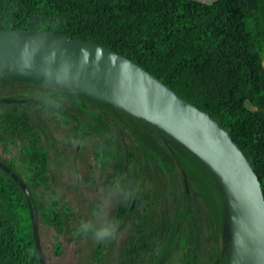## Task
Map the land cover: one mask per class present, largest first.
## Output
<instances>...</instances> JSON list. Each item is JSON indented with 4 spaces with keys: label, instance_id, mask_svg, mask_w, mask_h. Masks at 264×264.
<instances>
[{
    "label": "trees",
    "instance_id": "obj_1",
    "mask_svg": "<svg viewBox=\"0 0 264 264\" xmlns=\"http://www.w3.org/2000/svg\"><path fill=\"white\" fill-rule=\"evenodd\" d=\"M0 30L63 33L141 65L227 129L264 198V0H0ZM169 136L80 90L0 73V161L30 192L44 264H109L111 252L115 264H228L220 180ZM123 211L127 235L97 240L102 223L120 229ZM0 264H39L25 194L2 168Z\"/></svg>",
    "mask_w": 264,
    "mask_h": 264
},
{
    "label": "water",
    "instance_id": "obj_2",
    "mask_svg": "<svg viewBox=\"0 0 264 264\" xmlns=\"http://www.w3.org/2000/svg\"><path fill=\"white\" fill-rule=\"evenodd\" d=\"M71 87L111 102L196 154L218 177L231 207L228 264H264V198L261 181L242 150L209 113L179 96L128 57L63 33L0 30V69ZM25 194L39 264H44L37 218L26 184L6 164Z\"/></svg>",
    "mask_w": 264,
    "mask_h": 264
},
{
    "label": "rangeland",
    "instance_id": "obj_3",
    "mask_svg": "<svg viewBox=\"0 0 264 264\" xmlns=\"http://www.w3.org/2000/svg\"><path fill=\"white\" fill-rule=\"evenodd\" d=\"M255 46H256V53L257 55H264V37L263 36H256L255 37ZM3 72H16V71H13L11 69H5V68H2L0 69V73H3ZM99 101L103 102L104 104L108 105L109 107H111L112 109L114 110H119V111H124L126 112V110H123L122 108H120L119 106L111 103V102H107V101H104V100H100ZM147 122L151 123L152 125H154L156 127V125L154 123H152L151 121H148L146 120ZM222 190H223V193L225 194V197H226V204H224V211H223V214H222V227H221V230H220V234H219V239H220V245L222 248L225 247V245H229V241L231 239V232L234 228L233 226V223H232V220H231V207H230V204L228 202V195L226 193V190L223 186H221ZM212 190L214 192V195L215 196V200H216V203L217 205H221V200L223 198L222 194L219 195V190L216 188V186H213L212 185ZM222 196V198H221ZM220 202L218 204V201ZM224 200V199H223ZM224 203V202H223ZM116 253L115 252H111L109 254V258H108V263L109 264H115V257Z\"/></svg>",
    "mask_w": 264,
    "mask_h": 264
},
{
    "label": "flooded vegetation",
    "instance_id": "obj_4",
    "mask_svg": "<svg viewBox=\"0 0 264 264\" xmlns=\"http://www.w3.org/2000/svg\"><path fill=\"white\" fill-rule=\"evenodd\" d=\"M50 82H53L52 80ZM54 83V82H53ZM56 84V83H55ZM14 87H11V86H7L6 87V91H11ZM45 114H49L51 111L48 109V108H45L44 110ZM170 137V136H169ZM175 139V138H174ZM182 144V143H181ZM186 147V146H185ZM187 148V147H186ZM76 149H78V146H76ZM188 149V148H187ZM189 150V149H188ZM164 153H165V156L162 157V160H168L172 163L175 162V157H174V152L171 148H168L167 150H163ZM168 151V152H167ZM45 152L46 153H57V152H63V149L58 147V148H54L52 147V145L50 147H45ZM192 152V151H191ZM193 153V152H192ZM194 154V153H193ZM196 155V154H194ZM197 156V155H196ZM198 157V156H197ZM199 158V157H198ZM200 159V158H199ZM201 160V159H200ZM171 163H168V164H171ZM155 167V166H154ZM165 173H163L164 175ZM142 180H143V184H154V180L152 178H150V176H153L154 173L151 171V172H145V173H142ZM156 182H171L170 180H166V179H157ZM142 201L138 202L137 205H138V208L140 209V213H144V212H147L150 208H151V205L148 203L147 201V196H143L142 197ZM134 204V202H133ZM132 204V205H133ZM113 208L112 206H110L109 210H108V215H111V212L113 211ZM121 220L122 222L120 223V229H116V232H119L120 234L122 235H127V233L129 232V225H128V222H127V219H126V215L123 212H121Z\"/></svg>",
    "mask_w": 264,
    "mask_h": 264
},
{
    "label": "clouds",
    "instance_id": "obj_5",
    "mask_svg": "<svg viewBox=\"0 0 264 264\" xmlns=\"http://www.w3.org/2000/svg\"><path fill=\"white\" fill-rule=\"evenodd\" d=\"M94 227V225H85L84 230L87 232L89 228ZM116 231V224H101L99 230L94 232V236L97 240H105L114 236Z\"/></svg>",
    "mask_w": 264,
    "mask_h": 264
}]
</instances>
